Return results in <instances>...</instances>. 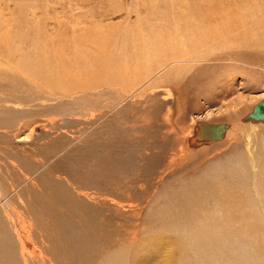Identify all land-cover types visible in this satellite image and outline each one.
Segmentation results:
<instances>
[{
	"label": "rangeland",
	"instance_id": "1",
	"mask_svg": "<svg viewBox=\"0 0 264 264\" xmlns=\"http://www.w3.org/2000/svg\"><path fill=\"white\" fill-rule=\"evenodd\" d=\"M171 2L0 0V219L17 247L9 218L18 221L27 263L264 264L262 184L242 204L252 230L236 220L188 241L184 224L197 212L219 217L211 182L228 195L239 181L245 193L230 167L264 164V118L253 114L264 97V0L201 1L221 15L207 22L212 34L185 43L172 34ZM16 46L52 50L44 77L14 67ZM199 125L210 138L200 141ZM222 239L228 248L211 247Z\"/></svg>",
	"mask_w": 264,
	"mask_h": 264
},
{
	"label": "bare ground",
	"instance_id": "2",
	"mask_svg": "<svg viewBox=\"0 0 264 264\" xmlns=\"http://www.w3.org/2000/svg\"><path fill=\"white\" fill-rule=\"evenodd\" d=\"M37 1V0H36ZM39 1V0H38ZM172 2L171 3H169L170 5H176L175 7L177 8V9H175V10H172L171 11V14H176V15H174V20H172L173 21V23H175L176 25L174 26V28H172L173 30H174V32H172V34H175L174 35V37H177L178 39H181L182 38V42L183 43H185V41L186 40H188V39H186V38H184V37H189V36H200L201 35V33H203L204 31L205 32H207V30L209 31V29L207 28V22L209 21V19L214 15V13H216L217 11H219V13L218 14H220L221 15V12H220V9L219 10H217L216 8H215V5L214 6H212V7H210L209 5V7H207V6H205L204 4H202V2L201 1H203V0H201L200 1V3L202 4V5H200V3L199 4H195V2H194V0H183V2H180V0L178 1V2H174L173 0H171ZM197 1V0H196ZM219 1V0H218ZM220 1H222V0H220ZM236 1V0H235ZM44 2V1H43ZM205 2H206V0H205ZM208 2V1H207ZM207 2H206V4H207ZM210 2V1H209ZM208 2V3H209ZM213 4H217V0H213ZM204 3V2H203ZM221 3V2H220ZM34 4V3H33ZM35 5V4H34ZM195 5H197L198 7H199V10H197L196 9V7H195ZM226 5V4H225ZM203 6H204V10H203ZM168 8H169V6H168ZM220 8H221V4H220ZM33 10V9H32ZM32 10H30V12L32 11ZM49 10V9H48ZM186 10V11H185ZM169 12V11H168ZM163 13V12H162ZM34 14V13H33ZM167 14V13H166ZM165 14V15H166ZM162 15V14H161ZM164 15V16H165ZM183 16H187V18H183ZM33 17V16H32ZM161 17H163V16H161ZM30 18V17H29ZM163 18H165V17H163ZM166 19V18H165ZM29 21V20H28ZM165 21V20H164ZM26 22V21H25ZM235 22V21H234ZM223 23V22H222ZM37 24V23H36ZM151 24V23H150ZM163 24V23H162ZM226 24V23H225ZM224 24V25H225ZM39 25V24H38ZM42 25H44V24H42ZM152 25V24H151ZM161 25V24H160ZM160 25H159V27H160ZM227 25V24H226ZM242 25V24H241ZM149 26V25H148ZM147 26V27H148ZM152 26H154V23H153V25ZM158 26V25H157ZM162 26V25H161ZM217 26V25H216ZM26 27H30V25L29 26H26ZM212 27V26H211ZM218 28H219V26H217ZM223 27V26H222ZM242 27H243V29H245V27H246V24H244V25H242ZM215 28V27H214ZM31 29V28H30ZM29 29V30H30ZM35 29V28H34ZM230 29V28H229ZM28 30V31H29ZM155 30V29H154ZM219 30V29H218ZM171 30H168V32H170ZM178 31L179 32H182V37H178L176 34L178 33ZM220 31V34H222L221 33V30H219ZM242 31L243 30H240V31H238V32H241L242 33ZM244 31H247V29L246 30H244ZM249 32H251V30L249 29L248 30ZM247 31V32H248ZM32 31H30V33H31ZM33 32H35L34 30H33ZM40 32H41V30H40ZM45 32V31H44ZM50 32V31H49ZM214 31H212V30H210L209 31V33L210 34H212ZM217 32V31H216ZM228 31L226 30V33H227ZM248 32V33H249ZM35 34H36V32H35ZM215 34V33H214ZM213 34V35H214ZM218 34V33H217ZM231 34H237V33H231ZM31 35V34H30ZM41 35V33H39V35L38 36H40ZM180 35V36H181ZM219 35V34H218ZM14 36V35H13ZM16 36H18V35H16ZM205 36V35H204ZM210 36V35H209ZM215 36H217V35H215ZM23 37V36H22ZM22 37H21V39H22ZM32 37V36H31ZM13 38V37H12ZM15 38H17V37H15ZM18 38H20V36H18ZM34 38H35V35H34ZM177 38H175L176 39V41H177ZM215 38V37H214ZM213 38V39H214ZM219 38H220V36H219ZM14 39V38H13ZM21 39H19V40H21ZM33 38H30V41L32 42L33 40H32ZM36 39V38H35ZM40 39H41V37H40ZM204 39V38H203ZM232 39H234L233 37H232ZM11 40V39H10ZM23 40V39H22ZM38 40H39V37H38ZM38 40H36V42H38ZM184 40V41H183ZM215 40V39H214ZM214 40H212V41H214ZM238 40V39H237ZM264 40V39H263ZM42 41V40H41ZM197 41H198V39H197ZM216 41V40H215ZM2 42H3V40H2ZM35 42V43H36ZM40 42V41H39ZM38 42V43H39ZM188 42V41H187ZM218 42V41H217ZM6 43V42H5ZM179 42H177V44H178ZM195 43V42H194ZM3 43H0V45H2ZM174 44H176L175 42H174ZM173 44V45H174ZM197 44V43H196ZM202 44V43H201ZM4 45V44H3ZM32 45H34L33 43H32ZM38 45V44H37ZM181 45V44H180ZM210 45V44H209ZM211 45H213V44H211ZM251 45V44H250ZM3 47H5V46H3ZM40 47V46H39ZM1 48V47H0ZM7 48H9L8 46H7ZM11 48V47H10ZM16 48H17V46H16ZM15 48V50L14 49H12L11 48V50H13V51H11L10 50V52H12L11 54H13L14 56L12 57V58H14L15 56H17L16 58H15V60H13L12 59V61H13V63H14V67H17L19 70H21L22 72H24V71H32V72H34L33 70H35V72L37 73V71H36V69H38V71L40 70V72L42 73V75H43V77H44V75H45V73H46V67H45V65L44 64H42V60H44L43 58H48V56H49V54H50V52L52 51H48V52H42V55H40V57L38 56V57H34V52L33 51H31L32 52V54L31 55H33V57L34 58H31L30 56V54L29 55H27L26 54V52H25V50H23V49H26V48H23L22 49V47H20L19 49L17 48L16 49ZM30 48H32V46L30 47ZM45 48V47H44ZM179 48H181V46H179ZM32 49H36V48H32ZM150 49V48H149ZM178 49V48H177ZM28 50H29V48H28ZM31 50V49H30ZM48 50H49V48H48ZM23 51V52H22ZM36 51V50H35ZM39 51V50H38ZM47 51V50H46ZM174 51V50H173ZM172 51V52H173ZM5 52H7V53H9L8 51H5ZM28 52H30V51H28ZM40 52V51H39ZM38 52V53H39ZM177 52V51H176ZM184 52V51H183ZM38 53L36 54V56L38 55ZM52 53V52H51ZM57 53V51H55V54ZM188 53V52H187ZM187 53H183V54H181L182 56H180V55H178L176 58L177 59H181L182 61H185V57H186V54ZM53 54V53H52ZM198 55V54H197ZM9 56V55H8ZM7 57V56H6ZM190 57V56H189ZM46 58V59H47ZM49 58H51V55H50V57ZM173 58V57H172ZM11 59V58H10ZM184 59V60H183ZM188 59V58H187ZM199 59V58H198ZM6 60V59H5ZM175 61H177V60H175ZM179 61V60H178ZM49 68V67H48ZM52 72L53 70H49V71H47L48 73L49 72ZM152 71V70H151ZM2 73V72H1ZM150 73V72H149ZM40 74V73H39ZM155 74V73H154ZM32 75V74H31ZM108 78V77H107ZM140 83H143V82H140ZM137 84H135V86H136ZM137 87L138 86H136V89H137ZM146 90V89H145ZM128 92V93H127ZM127 95H129L130 93H135V88H133V90L131 89H129V90H127ZM239 111V110H238ZM260 118H261V116H259ZM242 118V117H241ZM262 118H264V117H262ZM231 119V118H230ZM233 119V118H232ZM252 124V123H251ZM202 125H199V132H197L198 133V138L200 139V141L201 140H204V139H206L207 137H209V135L206 133V131L205 130H203L202 132H201V130H200V127H201ZM215 130H219V129H216V128H214ZM264 129V128H263ZM262 129V130H263ZM263 133V132H262ZM261 133V134H262ZM264 134V133H263ZM262 134V135H263ZM190 137H192V136H190ZM189 137V138H190ZM263 137V136H262ZM261 136L259 137V138H262ZM210 138V137H209ZM264 138V137H263ZM232 140V139H231ZM190 141V140H189ZM259 143V142H258ZM188 143H186V145H187ZM191 144V143H190ZM261 146L262 147H264V139H261ZM192 145V144H191ZM184 146V145H183ZM188 146V145H187ZM193 146V148H194V145H192ZM180 147H182V146H180ZM191 148V147H190ZM183 149V148H182ZM187 149H189L188 147H187ZM192 149V148H191ZM195 149V148H194ZM262 149V148H261ZM183 151V150H182ZM186 151V150H185ZM190 151V150H189ZM189 154V153H188ZM244 157V156H243ZM253 159H255V156H253ZM263 159V158H262ZM262 159H260V160H262ZM234 161V160H233ZM264 161V160H263ZM255 162V161H254ZM238 163V162H237ZM257 163V162H256ZM229 164V163H228ZM253 164V163H252ZM222 166V165H221ZM255 167V166H254ZM254 167H253V169H251L250 170V172H249V170L247 169V168H245L244 167V164H243V166H241V167H239V168H237V169H233V168H229L228 169V171H229V174H228V176L230 177V178H232V180H234L235 178H242L243 179V181H244V187H245V193L241 190V188H240V185H239V181H238V183L236 184V185H234V181H232V182H229V184H233V189H231V187H229V189H227L228 190V195H226V193H224V192H222L221 191V185L224 183V184H226V182H221V181H219V180H217V181H213V182H211L210 184L211 185H213V186H215V188H218V193H217V195L219 196L218 198H219V200L217 201L218 202V204L221 206V208H222V211H219V217L218 218H215L213 215H210V214H208V215H201V216H199V214H198V212L197 213H195V214H191L190 216L188 215V218H187V216L185 217V218H187V220L186 221H184V222H186V223H184L185 225H186V240H188V238L190 237V236H192V237H195L196 239H198V241H200V242H202V237H203V235H204V231L202 230L203 228H208V227H210V228H215L216 230H218L219 228H221V229H225V226H227L228 227V229H230V228H235V227H239V226H236V220L238 221V222H240V221H242V220H244V224H242V227L241 228H245V226H246V224L249 226V230H252L253 229V227L252 226H254V223H252L251 221H250V217L249 216H247L246 214H244V211H243V206H242V204H244V203H247V202H249L250 201V199L251 198H248V197H246V194L248 193V191H247V187L248 186H252V187H254L255 189H256V191L258 192H260V190H259V186H260V184H262L263 186H264V164H263V162H261L260 161V163H257V165H256V167H258L257 168V170L256 169H254ZM220 169V168H219ZM216 171H218V170H216ZM261 176H263V177H261ZM206 177V176H205ZM249 177H252V179H249ZM206 179V178H205ZM207 181L209 180H211V179H206ZM260 180V183L258 184V181ZM203 183V182H202ZM207 183V182H206ZM205 183V184H206ZM204 184V183H203ZM196 185V184H195ZM206 186H209V183L208 184H206ZM201 187V186H200ZM210 187V186H209ZM201 189V188H200ZM211 189H214V188H211ZM199 190V189H198ZM216 190V189H215ZM214 190V191H215ZM227 190H225V191H227ZM263 190V189H262ZM193 193V192H192ZM194 194V193H193ZM197 194V193H196ZM209 194V193H208ZM216 194V193H215ZM211 195H212V192H211ZM199 196H201V195H199ZM213 196V195H212ZM186 197V196H185ZM205 197V196H204ZM214 197V196H213ZM196 198V197H195ZM199 198V197H198ZM201 199V198H200ZM217 199V198H216ZM201 200H204V199H201ZM198 201V200H197ZM196 200H195V202H197ZM0 202H3V198H0ZM192 203V202H191ZM198 203H200V200L198 201ZM256 206H259V207H261L262 208V210L263 211H261V212H256V214H258V213H261V215H262V213L264 212V202L262 201V200H260V201H256L255 203H254ZM195 205V204H194ZM203 206V205H202ZM219 206V207H220ZM174 207V206H173ZM196 208H198V207H196ZM3 210V211H6V213H7V210H8V206L3 202V205H0V210ZM11 209V208H10ZM195 209V208H194ZM202 209H205V208H200L199 210L201 211ZM12 211V210H11ZM212 211V210H211ZM247 211V214H252V212H253V210L252 211H248V210H246ZM193 212H195V211H193ZM211 213V212H210ZM201 214V213H200ZM7 216H8V213H7ZM227 218L229 219V220H231V219H234V222L233 223H230L228 220H227ZM220 220V221H219ZM9 222H11V224H12V226H13V233H14V235H15V237H17V241H18V245L19 246H21V245H23V246H25V244H24V239L22 238L23 236L22 235H20L21 233V230H20V227H19V225H18V221L15 223V221H14V219H13V216L11 215L10 216V218H9ZM174 222L175 221H170L169 222V224L167 225L168 227H170V228H168V229H170L171 230V228H175V229H177V227L178 226H176L175 224H174ZM20 223V222H19ZM162 223V222H161ZM241 223V222H240ZM164 226H165V224H163ZM256 225H258V224H255V226ZM166 227V226H165ZM179 227H180V225H179ZM182 228V227H181ZM167 230V229H166ZM176 231V230H175ZM166 232H169V230L168 231H165V233ZM170 232H172V231H170ZM179 232V231H178ZM177 232V233H178ZM164 233V232H163ZM179 234V233H178ZM156 237V236H155ZM225 237V236H224ZM151 238V237H150ZM157 239H158V237H156ZM174 238H176V237H174ZM223 238V237H222ZM154 239V238H153ZM156 239V240H157ZM180 239V238H179ZM184 239H185V237H184ZM213 239V238H212ZM150 240H152V238L150 239ZM185 240V241H186ZM189 241V240H188ZM253 241L255 242L256 241V239L255 238H253ZM157 242V241H156ZM177 242V241H176ZM178 243H180V242H178ZM185 243V242H184ZM184 243H183V245H184ZM188 243V242H187ZM191 243V242H190ZM193 243V242H192ZM198 243V242H197ZM194 244V243H193ZM222 244H224L223 246H224V248L226 247V248H228V246H230L229 244H227V241H224L223 239H222V241L219 243V244H211V247L212 248H214V249H216V250H218L219 251V249H220V247L222 246ZM182 245V243H180V247L179 248H181V250L185 247V246H183ZM185 245H189V244H185ZM19 246L17 247V244H16V242H15V239L14 238H12L11 237V235H10V233H9V231H7L6 230V228H3V224H2V222H1V219H0V264H29V263H27V261L25 260V259H20V256H24L23 254L25 253V252H23V251H21L20 252V248H19ZM204 246V245H203ZM197 248V247H196ZM195 248V249H196ZM208 251V250H207ZM213 251V250H212ZM172 252L173 251H171V253L169 252V253H167V258L168 257H170V258H172L173 260H174V258L175 257H173L172 255H174V254H172ZM203 253H205V252H203ZM226 254V253H225ZM203 255H205V254H203ZM202 255V256H203ZM120 256H122L121 254H120ZM216 256V255H215ZM28 257H30V256H28ZM42 257V256H41ZM212 257H214V255L212 256ZM23 258V257H22ZM25 258V257H24ZM202 258V257H201ZM226 258V257H225ZM42 259V258H41ZM191 259V258H190ZM221 259V258H220ZM44 260V259H43ZM201 261H202V259H200ZM207 260V259H206ZM224 260V259H223ZM109 262L107 263V264H125V263H123V262H121V260L119 259V257L118 256H114L113 257V255L110 257V260H108ZM175 261V264H182L181 262H180V260H174ZM205 262V261H204ZM218 262V261H217ZM42 264V263H41ZM50 264H52V263H50ZM250 264H254V262H250Z\"/></svg>",
	"mask_w": 264,
	"mask_h": 264
},
{
	"label": "water",
	"instance_id": "3",
	"mask_svg": "<svg viewBox=\"0 0 264 264\" xmlns=\"http://www.w3.org/2000/svg\"><path fill=\"white\" fill-rule=\"evenodd\" d=\"M253 114L264 117V97L254 105Z\"/></svg>",
	"mask_w": 264,
	"mask_h": 264
}]
</instances>
